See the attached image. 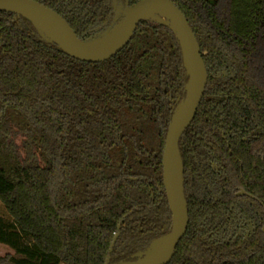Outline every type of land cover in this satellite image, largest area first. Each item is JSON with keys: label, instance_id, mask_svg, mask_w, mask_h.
Listing matches in <instances>:
<instances>
[{"label": "trees", "instance_id": "obj_1", "mask_svg": "<svg viewBox=\"0 0 264 264\" xmlns=\"http://www.w3.org/2000/svg\"><path fill=\"white\" fill-rule=\"evenodd\" d=\"M34 1L94 42L141 0ZM171 1L208 84L179 143L189 225L169 264H264V0ZM187 81L180 40L157 22L86 63L0 12V245L14 251L0 264H119L165 237L162 159Z\"/></svg>", "mask_w": 264, "mask_h": 264}, {"label": "water", "instance_id": "obj_2", "mask_svg": "<svg viewBox=\"0 0 264 264\" xmlns=\"http://www.w3.org/2000/svg\"><path fill=\"white\" fill-rule=\"evenodd\" d=\"M0 12L26 18L68 56L86 63L110 60L129 44L139 24L152 17L164 16L175 24L176 30L169 28L180 40L188 81L185 86V97L177 105L171 118L162 159L163 182L172 215V227L165 237L156 241L146 252L139 254L136 260L119 263L169 264L189 225L179 143L196 117L208 84V71L200 45L184 14L171 0H141L133 6L126 2L121 14H118L122 19L109 33L97 41L84 42L62 16L37 1L0 0ZM118 27L119 33L113 41L98 45ZM244 195L245 191L238 194ZM118 236L116 235L112 242L110 251L113 250ZM106 264H110V257Z\"/></svg>", "mask_w": 264, "mask_h": 264}, {"label": "bare ground", "instance_id": "obj_3", "mask_svg": "<svg viewBox=\"0 0 264 264\" xmlns=\"http://www.w3.org/2000/svg\"><path fill=\"white\" fill-rule=\"evenodd\" d=\"M151 19L153 21L159 23V24H163L165 26H168V27L172 28L173 30H176L175 24L172 23L169 19H167L164 16L152 17ZM119 30H120V27H118L115 30H113L106 38H104L103 40H101L98 43V45H104V44H107V43L113 41L117 37V35L119 33Z\"/></svg>", "mask_w": 264, "mask_h": 264}, {"label": "rangeland", "instance_id": "obj_4", "mask_svg": "<svg viewBox=\"0 0 264 264\" xmlns=\"http://www.w3.org/2000/svg\"><path fill=\"white\" fill-rule=\"evenodd\" d=\"M116 9H117V13L121 14L123 7L117 5ZM150 21L155 22L152 19H150ZM0 217H3L7 220L10 219L8 213L6 212L4 206L1 203H0ZM13 254H14V251H12L9 247L4 246V245H0V258H4L7 255H13Z\"/></svg>", "mask_w": 264, "mask_h": 264}]
</instances>
